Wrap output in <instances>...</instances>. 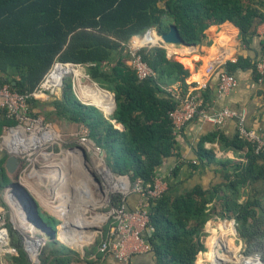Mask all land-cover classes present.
<instances>
[{
    "label": "trees",
    "instance_id": "obj_1",
    "mask_svg": "<svg viewBox=\"0 0 264 264\" xmlns=\"http://www.w3.org/2000/svg\"><path fill=\"white\" fill-rule=\"evenodd\" d=\"M225 21H231L243 43L249 44V38L264 23V0H0V85L26 94L38 87L56 61L85 65L89 78L114 94L116 107L109 119L76 97L70 76L64 81L62 99H33L31 114L44 116L45 122L55 115L87 126L91 140L102 148L104 162L114 175L128 177L132 184L141 180L152 190L160 168L169 158L179 156L174 153L179 147L169 113L180 101L159 82L174 79L179 72L185 83L189 71L179 61L168 58L165 47H143L142 58L156 75L139 79L122 43L153 26L163 33L171 24L178 27L186 43H199L211 25ZM226 68L231 74L251 69L259 79L256 63L248 58L229 62ZM180 90L184 97L188 87ZM207 99L205 96L206 107ZM48 105L51 111L45 109ZM0 112L4 114L2 126L14 125L4 110ZM206 143H218L220 151L233 154L240 162L217 159L215 149H207ZM197 152L199 163L188 167L195 172L215 163L220 167L221 181L207 188L196 184L175 195L168 190L150 199L148 225L142 237L150 247L154 264H197L198 255L207 249L206 223L222 218L235 219L245 254L258 253L264 260V151L257 152L255 144L240 139L237 133L229 137L218 128L200 140ZM1 155L0 207H6L2 194L9 184V154ZM186 165L177 161L167 177L169 185ZM111 197L116 205L123 199L119 194ZM44 215L49 231L37 264H109L110 254L101 247L108 239L112 221L83 252L62 244L57 227L51 226V222L59 225V221ZM6 226L10 246L18 254L8 253L5 260L9 264H32L24 237L11 223ZM212 231L213 235L216 231ZM206 254L211 259L209 250Z\"/></svg>",
    "mask_w": 264,
    "mask_h": 264
},
{
    "label": "built area",
    "instance_id": "obj_2",
    "mask_svg": "<svg viewBox=\"0 0 264 264\" xmlns=\"http://www.w3.org/2000/svg\"><path fill=\"white\" fill-rule=\"evenodd\" d=\"M122 44L129 55L128 62L139 79L156 75L154 69L143 60L140 53L143 47H164L166 45L162 33H159L156 27H150L142 34L135 35ZM256 69L259 74L258 83L264 85V55L257 62ZM214 72V67L207 70L209 74ZM217 75L220 94L228 95L238 88L239 83L236 75L229 73L227 68L223 67L218 70ZM69 76L78 82L87 79L86 66L56 61L38 87L26 94L13 91L8 85H0V110H4L7 118L14 121V125L8 127L5 135L0 137V150L19 159L17 182L31 195H35L44 206L45 212L56 220L63 221L65 224L76 217L84 223L86 222L84 220L85 216L89 221V207L93 209L106 207V215L99 211L93 218L94 221L101 222L100 227L95 231L97 238L101 236L103 226L112 221L108 239L103 242L101 250L112 254L116 264H132V257L150 250L149 245L142 237L148 225V203L150 199L160 197L166 191L167 184L156 177L155 186L151 190L146 188L141 180L132 184L129 178L114 175L106 162L103 161L101 148L90 140L89 130L86 127L81 128L80 137L76 141H68L72 148L64 150L62 145H65L67 141L63 136L54 129L52 124L31 114L30 101L48 98L55 94L63 88L64 81ZM172 95L180 101V105L169 113L175 136L182 134L190 122L197 119L211 122L220 129L225 127L230 120L236 119L238 121L236 133L239 138L255 144L257 152L264 151V135L261 132L246 128L244 114L230 108H223L218 112L211 113L199 94L188 93L182 97L173 91ZM56 149H60V152H57ZM74 158L79 164L73 166L79 170V173L82 172L86 176V180H84L81 187H77L76 192L72 194L71 192L65 193L63 189L69 176L66 174L67 170L64 168V164L69 162L68 159L72 161ZM29 174H31L30 178L40 179L39 186L36 189L25 180ZM90 174H93L98 181H95ZM113 183V186H108ZM115 194L123 196L119 205L112 201L111 196ZM131 195L142 197L143 202L138 211L130 212L127 207V199ZM97 196L99 197L97 198ZM3 198L6 207H0V233L3 232L5 238L1 245V252L18 254L17 250L10 246L9 230L6 226L8 223H13L16 226V214L14 215L13 210H17V216L23 218L24 230H17L24 237L25 246L36 244L33 242V237L27 227V224L29 226L32 224L29 222L24 209L19 205L11 187L5 190ZM71 200L82 205L83 208L80 212L75 211L71 205ZM100 202H103L102 207H98ZM84 205L89 207L85 208ZM81 212H83V215H80V217ZM14 228L16 229V227ZM83 228L86 229V227ZM66 229L65 224L61 233H59L63 244L65 243L63 242L64 238L65 241L68 238ZM95 232H92L93 236H95ZM92 235L89 238L93 239ZM219 240L216 243V251H218V245L228 251L222 239ZM29 253L32 256L31 250H29ZM218 253L220 252L218 251ZM39 254L40 251L36 253L35 259L31 260L32 264L39 262ZM229 261L243 264H264L260 254L247 255L244 249L235 251L234 257L228 260L227 263ZM211 263L216 264L212 259Z\"/></svg>",
    "mask_w": 264,
    "mask_h": 264
},
{
    "label": "crops",
    "instance_id": "obj_3",
    "mask_svg": "<svg viewBox=\"0 0 264 264\" xmlns=\"http://www.w3.org/2000/svg\"><path fill=\"white\" fill-rule=\"evenodd\" d=\"M164 47L167 49L168 58L177 60L182 65H184L185 69H188L189 75L186 77L185 83H183V80H181V75L179 74V72H177V74L174 76V79L167 78L161 80L159 83L163 87V89L167 90L171 94L174 91L176 94L178 93L181 96L182 93L180 89L183 86H187L188 92L186 94H199L203 99L205 98V96H208L207 108L211 113L218 112L223 108L233 109L245 115V126L247 129L261 132L264 135V85L258 83L259 79H255L254 73L251 69L238 70L235 72L239 83L238 88L228 95H222L219 92V79L217 75L218 70L223 67L226 68L229 62H236L237 59L240 57L245 59L248 58L249 60L257 64V62L264 55V23L258 27L257 34L249 38V44L243 43L239 29L233 23H231V21H225L220 24L211 25L206 31L205 38H203V40H201V42L199 43H166ZM211 67H214L215 72L213 74L207 73L208 68ZM86 74L88 78L82 79L80 82L73 79L74 94L79 100L80 94L84 101L94 102V105L92 104L91 106H94L96 109H98V111L102 114L104 118L109 119L116 107V103H114V94L99 88L98 85L89 78L87 68ZM92 86H95L97 89L103 92V94H98V99L100 100V103L102 102V104L96 103L94 101V98L91 96L90 88H93ZM62 89L58 90L55 94L51 95L50 98H44L40 100L48 99V101H53L55 99H62ZM83 100L81 101L83 102ZM87 102L84 103L87 104ZM45 109L47 111H51L53 108L51 107V105H48L45 107ZM57 119L59 121V118ZM3 121L4 114L0 112V137L5 135L6 129L10 127L2 126ZM110 121L114 123L116 128L121 130L123 129L122 125L115 124V121L113 120ZM47 123L52 124L54 129L59 132L64 139L68 138L67 141L69 142H74L80 137L79 132L81 131V127L88 128L83 124H79V129L73 130L72 125L75 124H69L70 122H66V124L62 126L64 127L62 130L59 129V127L57 128V126L51 122ZM237 124L238 121L236 119H232L226 124L225 127L219 129L230 137L235 135ZM217 129L218 127L213 123L207 122L202 119H197L190 122V124L185 128L182 134L177 135L179 148L177 151L174 150L176 151L174 153L175 155L179 154V156L169 158L160 168L157 175L158 178H160L163 182L167 184L166 191L169 190L170 193L175 195L190 190L196 184H200L201 186L207 188L210 185L219 183L221 181V174L219 171L220 167L215 163L202 166L195 172H193L192 169L188 167L190 163H199L197 149H199L200 147V140L207 134ZM218 146V143L205 144V147L207 149H215L214 153L217 159H232V164L235 162H240V159L236 160L233 154L220 151ZM56 151L60 152V149H56ZM4 153L7 152L0 150V158L2 156L1 154ZM11 156L13 155L9 154V158ZM104 158L105 157L103 154V161ZM177 161H184L187 165L181 171L179 177L170 179L171 184L169 185V183L167 182V177L170 176L171 170L174 168ZM17 172L18 169L14 175H11L7 171V178L8 176H12L15 179L14 181H17ZM10 184L11 183L8 184L6 189L9 188ZM5 190L3 191V194ZM33 198L38 203L39 208L41 206L43 210L44 206L42 205V203L35 197V195L33 196ZM142 202V197H140L139 195H131L127 199V207L130 212H135L140 209ZM43 211L44 213H46L45 210ZM212 230L216 231V233H213V235L211 233L213 232ZM205 231L208 233V240H210V247L208 250L210 251L212 258H216V250L213 248V246H215L216 248V243L219 241V237L222 238L224 244H226L228 249H230L232 252V247L235 249V251H237L238 249L245 248V243L243 239L239 237L237 231V223L235 219L222 218L215 223L208 221L205 225ZM72 234V230H67V236L68 238H71V242L69 243L72 245L67 243H64V245L69 248L78 249L85 247L86 245H89V243L91 242L90 240H92L91 238H89V235L85 237L79 236V238L77 239L75 238V236H71ZM209 236H211V239L209 238ZM80 243H82L83 246H78ZM83 252H85V250ZM151 254L152 253L150 252H143L137 254L134 257L133 263L154 264L153 257H151ZM203 254L204 252H201L198 257ZM197 259V264H213L211 263V259L209 257H205V260L203 259V261H199ZM107 263L116 264L112 254H110L107 258Z\"/></svg>",
    "mask_w": 264,
    "mask_h": 264
},
{
    "label": "rangeland",
    "instance_id": "obj_4",
    "mask_svg": "<svg viewBox=\"0 0 264 264\" xmlns=\"http://www.w3.org/2000/svg\"><path fill=\"white\" fill-rule=\"evenodd\" d=\"M90 86V85H89ZM93 88H96L95 86H92ZM79 98H80V100H83V98L81 97V95L79 94ZM86 103L87 101H84L83 100V103ZM87 104H90V105H92L93 104V102L92 101H89V102H87ZM94 105V104H93ZM98 106V105H97ZM101 108V107H100ZM44 117V116H43ZM45 118V117H44ZM49 122H51V123H53V124H55L56 126H57V128L59 127V129H62L63 130V128L64 127H62V126H64V124H66V122H69V121H67V120H65V119H63V118H61V119H59V121H58V119H57V117L55 116V115H51V117H50V120H49ZM72 122H70L69 124H71ZM72 124H75V125H72V129L73 130H78L79 129V124H76V123H72ZM66 126H68V125H66ZM82 128V127H81ZM81 132V131H80ZM79 132V133H80ZM68 139V138H67ZM67 139H65L66 141H67ZM62 148L64 149V150H67V149H69V148H72L71 146H70V143L67 141L66 143H65V145H62ZM69 160V162H66L65 164H64V168H66V174L69 176L68 177V181H67V183L65 184V187H64V189H63V192H65V193H70L71 192V194L72 193H74V192H76V190H78V188L77 187H81L82 185H83V183H84V180H86L85 179V175H83V173L81 172V173H79V170L78 169H76L74 166H76V165H78L79 164V162L78 161H76V159L74 158V160H70V159H68ZM74 165V166H73ZM98 171V170H97ZM97 173V172H96ZM98 174V173H97ZM30 175L31 174H29L28 175V177H26L25 178V180L27 181V183L28 184H30V185H32V187L34 188V189H36L37 188V186H39V182H40V179H38V178H34V177H31L30 178ZM99 175V174H98ZM8 179H9V183H12V181H14L15 179L12 177V176H8ZM109 184V183H108ZM113 186L114 185V183L113 184H110V185H108L109 187L110 186ZM108 187V188H109ZM78 192V191H77ZM108 192H110L109 190H108ZM107 194H109V193H107ZM99 196H97V198H98ZM78 198V197H77ZM104 200H105V197H104ZM71 202H72V200H71ZM71 205L73 206V208L75 209V211L77 210L78 212H80V210H82V205L81 204H79V203H74V202H72L71 203ZM102 205H103V202H100L99 203V205H98V207H102ZM84 207L85 208H88L89 206H87V205H84ZM39 210H40V215L41 216H43V218L45 217L46 218V216L44 215V209L42 210V207L40 206V208H39ZM14 211V215L16 214V216H15V220H16V226L12 223V225L14 226V227H16V229H19V231H23L24 230V228H23V218H21L20 216H17V210H13ZM99 211H102V213L103 214H105L106 215V207H104L103 206V208L102 209H93L92 207H89V213H88V216H89V221L88 222H84V223H88V224H83L82 222H80V220L79 219H77L76 217L75 218H73V219H71V221H68V222H66L65 224H66V228H67V230H72L73 231V234L71 235V236H75V238H79V236H81V237H85V236H87V235H89V236H91L92 235V232H95L96 230H97V228H99L100 226V224H101V222L99 223V221L98 222H96V221H94L93 220V218H95V216L99 213ZM80 215H83V212H81L80 214H79V216ZM81 217V216H80ZM46 220V219H45ZM50 223V222H49ZM52 224H51V226H54V227H57V229H58V238H59V240L61 241V239H60V235H59V233H61V230H62V228L65 226V224L63 223V221H60L59 220V225H58V223H56V222H51ZM84 226H87L86 227V229H84L83 227ZM27 227H28V231H29V233H30V235L33 237V242L34 243H36L35 244V247H36V249H35V253H34V258H33V253H32V256H31V254L29 253V250H31V247L30 246H25V249L27 250V252H28V254H29V256H30V259L32 260H34L35 259V255H36V253H38V251H40L39 249L42 247V246H44L46 243H47V238H46V236H45V233L42 231V230H40V229H38V228H36L35 226H29L28 224H27ZM75 230V231H74ZM87 232V233H86ZM216 233V232H215ZM93 236V235H92ZM209 237H211V236H209ZM70 239L71 238H67V240L65 241V238H64V240H63V242H65V243H67V244H70L69 242H71L70 241ZM92 239V238H91ZM96 240L97 239V236H96V232H95V236H93V239L92 240ZM211 239V238H210ZM222 239V238H221ZM92 240H90V241H92ZM68 241V242H67ZM226 241V240H225ZM92 242H94V241H92ZM92 242H90V244L92 243ZM62 243V242H61ZM63 244V243H62ZM66 244V245H67ZM209 244H210V240H208V237H207V242H206V245H207V249L205 250V251H203L204 252V254L203 255H201V256H199L198 257V259L197 260H199V261H203V259L205 260V257H208L207 256V251H208V249H209ZM70 245H72V244H70ZM78 246H83L82 245V243H80ZM89 245H86L85 247H82V248H78L79 250H85L86 249V247H88ZM232 246V245H231ZM40 247V248H39ZM235 251V249L233 248V252ZM5 257H6V253L3 251V252H1L0 251V264H9L6 260H5ZM229 264H243V263H237L236 261L235 262H228Z\"/></svg>",
    "mask_w": 264,
    "mask_h": 264
},
{
    "label": "water",
    "instance_id": "obj_5",
    "mask_svg": "<svg viewBox=\"0 0 264 264\" xmlns=\"http://www.w3.org/2000/svg\"><path fill=\"white\" fill-rule=\"evenodd\" d=\"M162 37L167 44H186L178 27L174 24H171L169 29L162 33ZM18 166L19 159L16 156H11L6 164V169L9 174L14 175L18 169ZM90 175L95 179L93 174ZM95 181L98 180L95 179ZM9 187L12 188L13 194L16 196L19 205L24 209L29 222L47 234L49 231L48 226L45 223L43 217L40 215L39 205L33 196L17 181L12 182ZM217 249L220 253L227 251L221 245H218ZM216 263L228 264L224 259H220L219 261L217 260Z\"/></svg>",
    "mask_w": 264,
    "mask_h": 264
},
{
    "label": "bare ground",
    "instance_id": "obj_6",
    "mask_svg": "<svg viewBox=\"0 0 264 264\" xmlns=\"http://www.w3.org/2000/svg\"><path fill=\"white\" fill-rule=\"evenodd\" d=\"M88 93V92H87ZM90 94H91V96L94 98V101L96 102V103H98V104H102V102L100 103V100L98 99V97H99V95L100 94H103V92L102 91H100L99 89H97V88H90ZM99 94V95H98ZM91 99V98H90ZM92 100V99H91ZM94 103V102H93ZM108 177H110L108 174H106ZM95 205H94V203H93V207H94ZM84 220L86 221V222H88V218L85 216L84 217ZM96 220H97V218H96ZM4 238H5V234L3 233V232H1L0 233V251H1V245H2V242H3V240H4ZM219 239H221V238H219ZM218 239V240H219ZM220 241V240H219ZM224 242V241H223ZM223 242H220V243H223ZM226 245V244H225ZM30 247H31V251H32V253L34 254L35 252V249H36V247H35V245L34 244H30ZM226 247H227V245H226ZM213 248L215 249V246H213ZM228 248V247H227ZM232 249H233V247H232ZM216 250V249H215ZM234 257V252H232L230 249H228V251H226L225 253H218V251H216V258H212V256H211V259L216 263V261L218 260H220V259H224L225 261H228V260H230L231 258H233ZM216 264H218V263H216Z\"/></svg>",
    "mask_w": 264,
    "mask_h": 264
}]
</instances>
